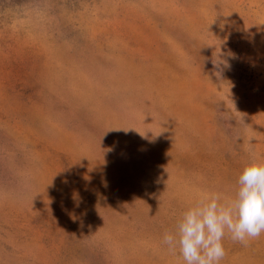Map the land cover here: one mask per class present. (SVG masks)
<instances>
[{
    "label": "rangeland",
    "instance_id": "obj_1",
    "mask_svg": "<svg viewBox=\"0 0 264 264\" xmlns=\"http://www.w3.org/2000/svg\"><path fill=\"white\" fill-rule=\"evenodd\" d=\"M250 151L264 0H0V264H184L164 233Z\"/></svg>",
    "mask_w": 264,
    "mask_h": 264
},
{
    "label": "clouds",
    "instance_id": "obj_2",
    "mask_svg": "<svg viewBox=\"0 0 264 264\" xmlns=\"http://www.w3.org/2000/svg\"><path fill=\"white\" fill-rule=\"evenodd\" d=\"M226 233L246 244L264 233V155L251 152L241 164L231 197L201 195L163 235V244L184 264H220Z\"/></svg>",
    "mask_w": 264,
    "mask_h": 264
}]
</instances>
